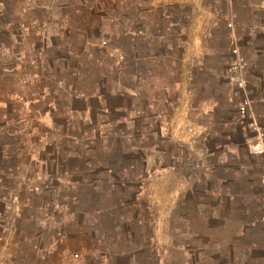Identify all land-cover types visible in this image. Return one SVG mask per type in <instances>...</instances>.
Returning a JSON list of instances; mask_svg holds the SVG:
<instances>
[{"label":"rangeland","instance_id":"374dc122","mask_svg":"<svg viewBox=\"0 0 264 264\" xmlns=\"http://www.w3.org/2000/svg\"><path fill=\"white\" fill-rule=\"evenodd\" d=\"M0 1L8 10L16 5L14 0ZM64 1L69 3V22L61 28L58 11L2 17L11 28L0 29V225L5 227L0 228V245L9 236L17 207L33 214L36 226L28 228L32 244L23 252L1 253L0 262L44 264L37 249L53 242L56 231L39 225L43 212L54 209H43V204L52 202L67 215L66 238L49 253L55 264H186L185 255L170 247L172 232L175 244L185 242L172 228L182 232L186 226L168 219L169 191L172 179L179 180L193 161L184 137L188 133L192 141L199 135L193 125H172L178 130L173 139L170 127L160 135L153 114H137L145 97L120 91L124 83L131 85V79L123 80V56L137 47L136 39L126 37L127 18L136 17L131 6L137 0ZM40 20L48 21L46 27ZM245 60L244 77L249 66ZM230 62L222 76L229 84ZM243 93L223 108V116H235L233 106ZM100 100L110 106L107 112ZM194 179H201V173ZM157 182L161 190H155ZM159 191L165 216L160 251L153 244ZM201 223L192 221L197 231ZM83 229L87 236L80 235ZM217 255L214 249L197 254L199 259Z\"/></svg>","mask_w":264,"mask_h":264},{"label":"crops","instance_id":"0c3cea01","mask_svg":"<svg viewBox=\"0 0 264 264\" xmlns=\"http://www.w3.org/2000/svg\"><path fill=\"white\" fill-rule=\"evenodd\" d=\"M14 2V8L8 10L0 1V29L11 28L3 15L14 14L16 18L20 12L36 17L58 11L59 28L69 22V3L64 0ZM131 7L136 8L137 15L131 19L128 16L126 37L136 39L137 47L123 56V73L127 74L123 80L131 79V85L123 84L122 95L145 97V102L136 107L137 114H153L160 135L170 127V139L178 137V130L172 125H193L199 135L192 141L188 133L184 137L183 143L188 145L185 148L193 161L187 164L179 180L171 182L168 219L184 223L186 229L178 232L172 228L185 242L175 244L172 232L170 247L185 255L186 264H264V156L249 150L259 141L256 132L240 121L241 98L233 106L234 117L222 114L223 108L231 106L234 96L243 93L222 78L232 59L231 50L238 47L249 62L245 93L264 144V0H153L148 5L145 0H137ZM47 20H40L43 27ZM129 65L131 74L126 73ZM77 97L85 99L82 95ZM100 103L105 112L110 109L107 102ZM232 130L237 133L230 134ZM170 172L174 173L172 169ZM197 172L201 179H194ZM161 178L162 174L157 176ZM154 185L155 190H161V183ZM155 198L158 200L154 204L153 244L159 250L161 221L165 219L160 207L161 191ZM49 205L54 209L43 212L39 227L55 230V240L45 249H37V255L44 264H55L49 253L66 238L67 215L57 203H44L43 209ZM56 215L59 218L53 217ZM194 220L202 222L198 231L193 227ZM215 221L217 226H211ZM11 222L0 254L23 252L24 246L32 244L28 228L36 226L34 215L24 214L17 207ZM0 228L5 230L2 223ZM85 232L83 229L80 235L87 236ZM88 235L92 236L91 231ZM82 242L79 240V244ZM211 249L218 254L217 258L197 256ZM192 254H196L195 258Z\"/></svg>","mask_w":264,"mask_h":264},{"label":"built area","instance_id":"2783aa9c","mask_svg":"<svg viewBox=\"0 0 264 264\" xmlns=\"http://www.w3.org/2000/svg\"><path fill=\"white\" fill-rule=\"evenodd\" d=\"M232 53V59L228 68V79L229 81L237 88L238 90L244 92L239 106H238V113L240 116V121L242 124H244L248 129L253 130L256 132L257 140L259 142H255L252 144L249 148L252 154L255 155H262L264 156V144L260 141L262 138V132L261 128L256 124V121L254 119V116L251 112V102L249 97L246 95V87H247V80L243 75V72L246 67V60L242 53L234 48L231 50ZM205 129L203 128L202 131ZM189 133H193V130L191 128L188 129ZM262 183H264V180H262ZM77 254L73 255V258H76ZM66 258V257H65Z\"/></svg>","mask_w":264,"mask_h":264}]
</instances>
